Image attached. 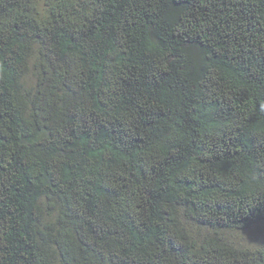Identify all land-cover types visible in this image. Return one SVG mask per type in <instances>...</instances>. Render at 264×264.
Masks as SVG:
<instances>
[{
  "label": "trees",
  "instance_id": "obj_1",
  "mask_svg": "<svg viewBox=\"0 0 264 264\" xmlns=\"http://www.w3.org/2000/svg\"><path fill=\"white\" fill-rule=\"evenodd\" d=\"M0 264H264V0H0Z\"/></svg>",
  "mask_w": 264,
  "mask_h": 264
},
{
  "label": "rangeland",
  "instance_id": "obj_2",
  "mask_svg": "<svg viewBox=\"0 0 264 264\" xmlns=\"http://www.w3.org/2000/svg\"><path fill=\"white\" fill-rule=\"evenodd\" d=\"M27 82L32 84V74H31V70L29 71L28 75H27ZM200 234H205L204 232H201ZM227 239L231 240L232 242H236V243H249L252 246L256 245L258 242V238L256 236L255 231L249 232V233H245V234H241V235H226L225 236Z\"/></svg>",
  "mask_w": 264,
  "mask_h": 264
}]
</instances>
